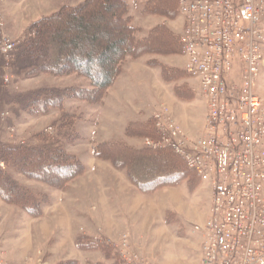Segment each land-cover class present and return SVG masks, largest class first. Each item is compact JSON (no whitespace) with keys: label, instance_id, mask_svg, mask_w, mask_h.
I'll list each match as a JSON object with an SVG mask.
<instances>
[{"label":"rangeland","instance_id":"374dc122","mask_svg":"<svg viewBox=\"0 0 264 264\" xmlns=\"http://www.w3.org/2000/svg\"><path fill=\"white\" fill-rule=\"evenodd\" d=\"M85 1L0 0V40L5 37L15 45L10 58L0 61V162L4 163L0 170L11 186L25 193L18 197L7 186L9 196L0 195V255L12 264H199L203 241L195 226L211 216L209 188L188 174L175 183L143 190L139 184L146 179L137 173L143 156L163 150L147 144L160 139L153 119L158 106L166 105L190 138L204 130L207 106L195 91L197 82L185 75V59L167 54L170 48L155 40L159 27L182 36L183 21L164 16L160 0H126L129 12L124 20L134 31L125 33L123 19L107 18L115 28L113 40L128 37L132 53L125 57L113 85L99 95L91 81L77 73L28 71L32 61L26 54L35 50L28 43L38 34L35 24L68 14ZM149 1L155 14L146 12ZM112 2L119 9V1ZM69 33L67 40L76 37L81 42L72 55L77 64L105 75L115 54L106 50V38L98 40L92 48L93 61H87L84 54L92 43L83 33ZM43 61L51 66L54 56ZM64 65L69 67L68 59ZM74 89L82 91L80 97ZM256 91L264 98V68ZM49 93L59 97L55 106H47ZM149 126L157 139L147 136ZM6 147L17 153L62 150L69 163L78 162L83 169L65 182L67 171L44 167L36 171V165L24 166L12 158ZM2 156L8 161H1ZM46 161L37 163L54 164ZM29 172L42 178H32ZM61 181L65 183H53ZM117 219L123 225L121 232L107 225L111 220L118 223Z\"/></svg>","mask_w":264,"mask_h":264},{"label":"built area","instance_id":"2783aa9c","mask_svg":"<svg viewBox=\"0 0 264 264\" xmlns=\"http://www.w3.org/2000/svg\"><path fill=\"white\" fill-rule=\"evenodd\" d=\"M179 17L185 71L207 106L204 130L185 135L162 104L153 114L160 139L147 144L176 152L211 192V216L195 226L199 264H264V98L256 91L264 0H179ZM14 48L3 37L0 61ZM0 264L12 263L0 255Z\"/></svg>","mask_w":264,"mask_h":264},{"label":"trees","instance_id":"16d2710c","mask_svg":"<svg viewBox=\"0 0 264 264\" xmlns=\"http://www.w3.org/2000/svg\"><path fill=\"white\" fill-rule=\"evenodd\" d=\"M118 1L119 9L116 8L112 0H86L77 9H74L72 11L68 10V14L37 22L34 26V30H37L38 34L35 38L32 39V41H29L28 43L32 45V49H35L37 51L38 55L37 53H34L36 52L35 50H32L31 52V50L29 49L28 54H26L27 57L26 55L23 56L26 57V59L31 58L32 65L28 71H40L55 75L77 73L80 76L91 81L95 95L104 93V91H106L113 85L116 76L119 73L121 64L125 60V57L132 53V47L129 44L128 37L126 39L124 38L115 42L111 36L114 34L113 30L115 28L112 24L109 23L107 17L110 16H114L120 21H122L123 19V21L126 22V29H123L125 33L128 31H134L133 28L129 27V24L127 23L128 21L124 20L127 12H129L128 3L126 4V0ZM150 3L151 2L149 1L146 4V12L155 14V9H151L149 7ZM159 7L160 10L163 11L164 16H166L167 18L177 19L179 17V0H160ZM157 14L159 13L157 12ZM46 23H48V25ZM72 30H76L77 32L85 34L89 39V42L92 43L90 46V50L86 54H84V57L87 59V61H93L94 57L92 48L98 43V40L101 37L102 39L106 38V50L108 52H114L115 54L113 55V58L111 60L109 71L105 75L95 73L91 68L83 69L77 64V61L73 59L72 55L80 49L81 42L76 37L67 40L66 37L69 36V32ZM157 33L158 36H156L155 40H158L159 44L164 45L165 49L170 48L169 50H167V54H182L181 36L175 37L174 34H172L167 28L164 27H159V31ZM150 36L151 35H149V38ZM150 45V50H154L153 48H156L153 43H151ZM157 50H159V48H157ZM160 50L162 49L160 48ZM51 55L54 56L53 65H44L43 60L50 57ZM100 55L103 56L102 52L100 53ZM67 59L69 67L64 65V62ZM185 75L189 77L187 73H185ZM72 92L76 96L80 97L82 91L80 89H74L72 90ZM178 94L181 95V93L179 92ZM183 97L186 98L185 96ZM58 98L59 97L54 95L53 93H49L48 100L46 101L47 106H55V104H57L58 102ZM38 110L41 109H39L38 107ZM147 136L151 137L152 139L158 138L157 132L153 128V126H149ZM5 151L10 152L12 158L16 159L20 164L24 166L30 167L32 165H36V171L41 170L42 167H44V169L57 168L67 171L68 173L62 178V180L65 182L75 178L76 176H79L82 172L81 170L83 169L82 165L80 163L78 164V162H72L73 164L69 163V157H67V155L62 152V150L40 151L38 150V148H35L26 151V153H17L16 149L6 147ZM157 152H160V155H145L141 158L143 166L139 165V167H137V173L139 175L143 174L142 177L146 179V182H141L139 184L140 188H142L143 190H153L154 188L165 186L169 183H175L181 178L186 177L188 174H192L201 183L196 173L188 167L185 160L176 152L171 149H163ZM2 159L3 160L1 161H8L3 156ZM45 160H51L54 164L46 163L45 166H42L41 164L39 165L37 163L39 161L44 162ZM59 161H66L68 164L66 166H60ZM77 164L79 166H77ZM2 171L3 170H0V178L3 177V181H0V195L4 198H7V196H9L8 193L10 191H5L4 189V187L6 188L8 186L7 188L11 187L13 192L18 193V197H20L21 195L23 196V194L25 193H19V190H17V188L15 189L14 186H11V183H9L5 178V174L1 175ZM29 174L32 178H42L31 172L27 173V175ZM53 183L64 184L63 182ZM113 264L119 263L118 261H115Z\"/></svg>","mask_w":264,"mask_h":264},{"label":"crops","instance_id":"0c3cea01","mask_svg":"<svg viewBox=\"0 0 264 264\" xmlns=\"http://www.w3.org/2000/svg\"><path fill=\"white\" fill-rule=\"evenodd\" d=\"M184 64H185V60H184ZM120 221H121L120 219H117V222L118 223H116V220H111V221H108L107 222V225L110 224V226H111L112 229H118L121 232V231H123V230H121V227H123V225H122V223H120ZM115 237H117V236L115 235Z\"/></svg>","mask_w":264,"mask_h":264}]
</instances>
